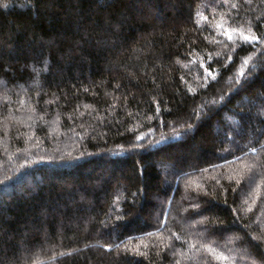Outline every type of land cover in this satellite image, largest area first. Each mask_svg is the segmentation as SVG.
<instances>
[{"label":"trees","instance_id":"obj_1","mask_svg":"<svg viewBox=\"0 0 264 264\" xmlns=\"http://www.w3.org/2000/svg\"><path fill=\"white\" fill-rule=\"evenodd\" d=\"M0 264H264V0H0Z\"/></svg>","mask_w":264,"mask_h":264},{"label":"snow or ice","instance_id":"obj_2","mask_svg":"<svg viewBox=\"0 0 264 264\" xmlns=\"http://www.w3.org/2000/svg\"><path fill=\"white\" fill-rule=\"evenodd\" d=\"M233 7H236L235 4L232 5ZM201 19H207L206 17L201 16ZM217 28H220L223 30L222 34L227 38L228 41H233L235 37H239L243 42L246 43H255L256 41L260 40L261 37H258L255 34H252V30L251 28L248 29V32L246 33L242 27L240 28H236V27H232L229 28L227 25H225L224 23H218L216 25ZM244 64L247 65L248 61L245 60ZM205 72H208V69H205ZM209 75H211V73L209 72ZM241 76L244 75L243 71H241L240 73ZM214 78V77H213ZM240 81L237 80V83H239ZM191 90V89H190ZM188 128H191L192 125H188ZM177 135H179V133H177ZM253 151H255V149H253ZM106 248L111 247L110 245L105 246ZM119 247V246H117ZM124 249L127 251L128 250V246L125 245ZM134 251L139 253L138 249H134ZM217 259L220 261H226L228 259V257L224 256L223 254H220L217 256Z\"/></svg>","mask_w":264,"mask_h":264}]
</instances>
